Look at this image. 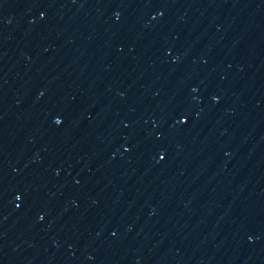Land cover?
<instances>
[{
    "label": "water",
    "instance_id": "water-1",
    "mask_svg": "<svg viewBox=\"0 0 264 264\" xmlns=\"http://www.w3.org/2000/svg\"><path fill=\"white\" fill-rule=\"evenodd\" d=\"M0 264H264V0H0Z\"/></svg>",
    "mask_w": 264,
    "mask_h": 264
}]
</instances>
